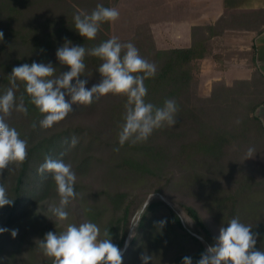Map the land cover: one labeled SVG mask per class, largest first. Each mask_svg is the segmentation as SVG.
<instances>
[{
    "label": "trees",
    "instance_id": "trees-1",
    "mask_svg": "<svg viewBox=\"0 0 264 264\" xmlns=\"http://www.w3.org/2000/svg\"><path fill=\"white\" fill-rule=\"evenodd\" d=\"M45 1L0 0V31L4 33L3 41H0V94L11 87L9 75L15 66L33 61L50 62L56 68V75L69 70L56 57L57 49L66 40L90 49L110 39L111 22L102 23L96 38L87 40L74 28L73 17L78 13L90 14L98 4L114 7L119 0H102L95 5H92L93 0H78L74 4L63 0L61 15H33L35 4ZM77 7L84 9L79 11ZM263 29L264 9L227 13L212 25L194 27L189 47L161 49L153 37L146 44L149 46L145 59L157 66V74L145 80L148 89L146 102L162 106L165 99H174L179 112L175 127L155 130L145 143L119 146L118 132L126 103L124 96L114 95L107 105L108 137L105 139L91 127L70 125L58 130L54 128L55 124L48 129L40 127L39 121L44 114L30 103L23 83L18 81L19 86L15 89L17 103L23 95L28 114L13 110L5 121L27 140L28 157L19 167L10 165V170L5 169L0 174V184L6 187L9 198L14 199L12 206L0 208V227L12 230L30 217L35 220L41 206L59 199L51 175L41 176L37 172L46 155L61 158L71 165L80 159L75 166L84 169L91 165V160L78 156L83 150L91 152L103 144L118 156L111 166V174L119 177L116 184L93 191L76 182L74 188L77 198L84 203L85 219L98 225L101 239L108 230L107 238H111L122 252V264H142L141 254L152 257L149 264H182L185 256L191 257L196 264L206 247L217 242L196 207L182 206L196 225L193 230L196 235H193L166 202L154 200L144 205L136 234L126 243L131 218L136 212V198L146 183L166 181L167 186L176 180L177 175L180 182L175 185L195 199L197 196L203 199L219 227L239 217L258 234L256 247L264 251V162L258 169L259 176L255 171L258 164L242 159L246 154L244 149L250 147L260 154L258 159L264 157V126L256 115L257 109L264 105V74L254 58L249 79H236L231 85L223 79L217 80L207 97L198 94L202 60L217 57L214 41L227 30L258 33ZM84 62L86 69L80 79L87 80L86 87L90 89L101 80L97 69L102 61L86 56ZM66 99L70 100V97ZM34 121L35 129L32 127ZM73 136L79 143L69 148ZM116 147L120 148L118 152L113 151ZM61 152L66 154L60 157ZM99 200H102L100 206L95 203ZM161 220L166 221L162 228L157 223ZM49 231L59 234L62 229L55 224L44 226L42 236ZM10 232L0 234V242Z\"/></svg>",
    "mask_w": 264,
    "mask_h": 264
},
{
    "label": "clouds",
    "instance_id": "clouds-1",
    "mask_svg": "<svg viewBox=\"0 0 264 264\" xmlns=\"http://www.w3.org/2000/svg\"><path fill=\"white\" fill-rule=\"evenodd\" d=\"M119 18L117 8L98 4L90 14L74 15V28L80 36L94 40L102 23H114ZM3 38L4 33L0 31V41ZM86 56L102 61L97 69L101 80L90 89L86 87L88 81L80 79L86 69ZM56 57L69 70L56 75V68L52 63L33 61L31 64L13 67L9 75L11 87L0 94V174L5 169L10 170V165L19 167L28 157L27 140L22 139L19 132L5 121V117L13 110L28 114L23 95L17 103L15 89L19 86L18 81L23 83L30 103L44 114L39 121L40 127L44 129L64 120L73 111V104L90 106L94 100L108 94L126 97L123 123L118 132L120 147L125 143H145L155 130L175 127L177 124L179 107L174 99H165L162 106L146 102L148 89L145 80L155 77L157 66L142 57L133 43H122L118 37L113 36L86 49L66 40L57 49ZM66 97H70V100ZM36 126L34 121L32 127L35 129ZM78 143L77 137H71L69 148H74ZM119 150V147L113 149L116 152ZM254 152L253 148H248L245 159L252 158ZM65 154L61 152L60 157ZM37 172L41 176L50 174L56 185L59 203L50 207L52 215L59 221L68 220L69 213L66 209L78 197L74 188L77 177L72 165L49 154L45 156ZM13 204L14 199L9 198L6 187L0 184V208ZM157 223L162 228L166 221ZM8 231H11L13 238L18 234V230L0 227V234ZM103 235L105 238L101 239L100 228L93 222H84L78 226L70 223L59 234L47 232L38 241V247L45 257L51 259V264H122V252L111 238H107L108 230ZM257 236L250 225L242 223L239 217H234L226 226L220 227L217 242L206 247L196 264H264V251L256 247ZM140 259L142 264H149L152 257L141 254ZM182 264H193V260L185 256Z\"/></svg>",
    "mask_w": 264,
    "mask_h": 264
},
{
    "label": "rangeland",
    "instance_id": "rangeland-1",
    "mask_svg": "<svg viewBox=\"0 0 264 264\" xmlns=\"http://www.w3.org/2000/svg\"><path fill=\"white\" fill-rule=\"evenodd\" d=\"M65 1H68L71 4L78 2V0ZM80 1L81 0H79V2ZM85 1L92 2V0ZM100 1L102 0H93L92 5L93 3L95 5ZM119 1L114 7L119 10L120 18L116 22L111 23V28L108 33L110 38L116 36L122 43H133L138 48L139 54L144 58L147 55L146 49L149 46V44H146L152 41L154 33H156V35L159 33L156 37L157 41L159 42V46L156 44L158 48L161 46H171L170 36L164 34L160 35V32H158L157 29L152 25L154 23V20L152 19H154L155 13L148 11V9H153V1L151 4L148 3L145 5L146 7L140 5L139 0ZM62 2L63 0H46L45 2L36 3L35 7L32 8L34 12L33 15L45 17L61 15L64 5V2L63 4ZM77 8L79 11H83L84 9L79 7ZM164 32L165 31H163V33ZM148 33H152L153 36ZM213 48H221L218 39L214 41ZM219 54L220 53H217L216 58H218ZM201 72L202 63L200 71V75H202L201 77L199 76L200 81L198 94L201 97H207L211 92L214 82L212 81L211 83L210 80L215 74L208 66H206L205 71L202 73ZM112 97H114L112 94L105 95L99 102L90 106H75V104H73V111L70 112L64 120L56 123L54 128L58 130L70 125L91 127L93 131H96V133H99L103 138L106 139L108 137V120L106 108ZM86 144L87 143H85V146ZM237 149L239 150V146H237ZM247 149L248 148L244 149L245 153ZM83 153H81L78 158L83 157L90 159L91 165L84 169L75 166V163L80 159H78V161L72 165L77 177L76 182L89 186L93 191H99L108 187H113V184H116L115 182L119 179V177H115V174H111V166H113V164L117 161L118 156L115 155L110 148H107L103 144L100 145L99 149L91 152L83 150ZM258 156H260V154L255 151L252 158L245 159L246 157L244 155L242 159L244 158L243 161L245 162L251 160V162L257 163L258 168H255V171L260 176L259 170L263 165L261 162H264V157L258 159ZM238 159L239 157L235 158L236 161ZM179 178L180 176L177 175L176 180H173L172 183L167 186L166 181L160 182L153 180V182H148V184L146 183L145 187L141 190V194L136 198V212L131 218L129 235L126 241L127 244L136 234L138 227L137 223H139L141 218L144 205L154 200H163L166 202L174 211L177 212L184 227L193 233V235H196L193 231L195 230L196 225L193 220L185 213L182 206L192 205L196 207L201 212L206 223L209 225L214 236L218 240L220 227L210 213V208L200 197L197 196V199H195L192 195H190V193H187L188 191L184 190L180 186L175 185V182H180ZM159 189H161V191H158ZM58 203V198L50 200L37 210L38 215L35 220H32V217H30V219L24 220L23 223L12 229L18 230V234L15 238H13L10 232L4 238V240L0 242V264H51V259L45 257L38 247V241L43 239L42 230L44 226L55 224V226H58L62 229V231H64L67 225L70 223L78 226L81 223L88 222L83 215L84 203L81 198H77L68 205L66 210L69 213V218L66 221L57 220L49 210L51 206L58 205ZM95 203L100 206L102 205V200L97 202L95 201ZM169 257L170 255L168 258Z\"/></svg>",
    "mask_w": 264,
    "mask_h": 264
},
{
    "label": "crops",
    "instance_id": "crops-1",
    "mask_svg": "<svg viewBox=\"0 0 264 264\" xmlns=\"http://www.w3.org/2000/svg\"><path fill=\"white\" fill-rule=\"evenodd\" d=\"M139 1L144 7L153 1V9H148L155 13L152 25L160 35H169L171 38V46H161V49L189 47L194 27L212 25L227 13L264 9V0ZM158 34L154 33V37L159 46L156 38ZM218 42L221 48L214 49L215 54L220 53L218 58L208 57L202 60V72L208 66L215 74L210 80L211 83L219 79L225 80L227 84L236 79H249L253 72L254 58L257 67L264 74V29L258 33L253 30H227ZM256 115L264 126V105L257 109Z\"/></svg>",
    "mask_w": 264,
    "mask_h": 264
}]
</instances>
